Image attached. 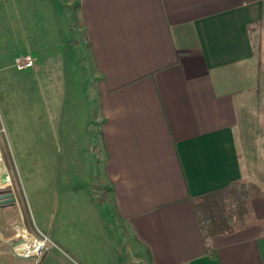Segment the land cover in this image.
<instances>
[{
  "label": "crops",
  "instance_id": "crops-1",
  "mask_svg": "<svg viewBox=\"0 0 264 264\" xmlns=\"http://www.w3.org/2000/svg\"><path fill=\"white\" fill-rule=\"evenodd\" d=\"M73 1L83 37L75 29L77 36L66 40L91 62L96 106L78 119L72 102L76 111L63 121L60 85L45 90L59 143L52 177L36 183L34 175L22 180L17 173L32 228L86 264H95L88 256L95 248L107 259L99 264H108L111 256L120 264L93 193L96 167V180L107 187L114 215L145 264H264L261 174L251 175L259 187L249 197L213 205L229 218L230 234L206 240L192 201L244 178L236 142L240 126L261 120L264 142V0ZM39 4L43 22L38 39L28 22L26 52L34 69L52 61L60 84L67 50L59 3ZM37 44L51 48L50 56L40 55ZM96 133L101 163L86 151ZM79 142L85 144L80 148ZM12 232L0 236L3 243Z\"/></svg>",
  "mask_w": 264,
  "mask_h": 264
},
{
  "label": "rangeland",
  "instance_id": "rangeland-1",
  "mask_svg": "<svg viewBox=\"0 0 264 264\" xmlns=\"http://www.w3.org/2000/svg\"><path fill=\"white\" fill-rule=\"evenodd\" d=\"M40 2L41 0H0V164L3 166V169L0 167V172L4 170L9 176L8 185L4 187L2 193L9 192L8 189L12 190L11 192L13 193L15 189L16 191L18 190L17 186H13L12 172L6 166L1 155V150L5 143L8 149L10 147L9 153L16 174L20 173L22 180L28 174L35 176L34 181L36 183L40 181L47 182L45 178L52 177L51 170L54 166L59 143L56 144L53 135L57 124L53 125V116H51V120L49 119V115L54 113V106L52 105L48 109V105L45 103L47 100H44L50 97V95H45L46 89H53L54 87L58 89L60 85L62 99L66 100V106H62V111L60 112L62 113L63 121L71 114L73 116V111L76 110L77 118L78 114H82V117L86 118V114L90 113L96 106V86L91 62L87 60L85 53L81 52L78 47L76 48V44L72 40L71 42L66 40L77 36L75 29L83 37L73 0H58L59 13L62 19L61 33L65 45L64 48L67 50V65L65 69L67 73L65 76L64 74L62 75L60 84L57 79V73L55 75L52 68L54 66L52 61L42 63L36 69L18 70L15 67V58L26 54L30 44L27 39L28 22L31 24L32 33L38 39L39 24L43 22L42 14L38 13V9H41L42 6L39 4ZM56 15L59 16L58 13ZM37 39L35 40L37 41ZM37 46L35 50L40 49V55L50 56L51 48H40L38 44ZM15 54L19 55L14 58ZM79 94L82 95L80 100ZM72 102L76 104V110L70 107ZM45 115L46 120H44ZM92 127L93 123H88V134L92 131ZM262 132L261 120L258 119L248 120L247 124L245 122L236 132L237 147L241 153L245 171V176L242 180L250 183L255 191L259 185L251 182V175H254L255 179H260V176L257 177L256 175L261 174V181L264 178V142H262L261 138ZM93 133L92 131L91 134ZM82 144L84 145L85 142H79V147H82ZM88 145L87 142L86 149L89 147ZM86 151L91 161L103 162L102 143L97 133L93 136L91 149ZM43 171L50 173H44ZM96 171L95 167V175L92 178L96 184H94L93 193L102 204L101 206H103L102 210L105 220L109 225L111 236L115 239L119 263L145 264V260L141 259V255L132 249L131 238L128 236L129 232L124 222L115 217L113 206H111L107 195V187L99 185L98 180H96L98 178ZM40 175L42 179L38 178ZM34 181H31V183ZM51 182L53 183V180ZM25 214L27 213L24 208L17 201L0 205V232L3 233L0 236L10 235L7 233L11 230L13 231L16 225H21L23 222L30 230L28 226L32 225H29L30 220H27ZM33 232L38 234V231L34 229ZM45 235L50 240L51 248L45 253L48 255L43 262L39 261L40 257L20 258L15 256L11 251L12 242L3 243V239L0 237L1 246L5 245L4 249L7 250L3 256H0V264H76L74 263L75 261L80 264H86L80 258L68 254L70 253L68 250H62L66 248L56 245L49 235ZM1 246L0 249L2 248ZM88 256L94 260L95 264L98 262L105 263L107 260L106 256L102 255L101 248L100 250L96 248L91 250ZM113 257H110L108 264H117Z\"/></svg>",
  "mask_w": 264,
  "mask_h": 264
},
{
  "label": "trees",
  "instance_id": "trees-1",
  "mask_svg": "<svg viewBox=\"0 0 264 264\" xmlns=\"http://www.w3.org/2000/svg\"><path fill=\"white\" fill-rule=\"evenodd\" d=\"M1 155L5 161L6 166L11 170L12 175V183L13 186H17L18 190L14 191L16 196L17 203L26 210V203L24 199V195L20 188V183L17 178V174L13 165V161L11 159L8 147L6 143L2 147ZM14 189V187H13ZM12 191V190H11ZM254 191L253 186L242 180L236 179L230 181L228 184L213 188L211 190H207L200 194L194 195L192 197L193 205L195 208V212L199 218V224L203 233L204 238L210 239L216 235H227L233 231V228L230 225L229 218L225 213H215L213 210V205L215 203L226 202L230 199H245L251 195ZM27 220L28 213L25 214ZM29 225L30 221H29ZM31 230H33L32 226H28ZM45 256V253L42 254L39 258V261H42ZM208 256L211 259L216 258V252L212 249H208Z\"/></svg>",
  "mask_w": 264,
  "mask_h": 264
},
{
  "label": "built area",
  "instance_id": "built-area-1",
  "mask_svg": "<svg viewBox=\"0 0 264 264\" xmlns=\"http://www.w3.org/2000/svg\"><path fill=\"white\" fill-rule=\"evenodd\" d=\"M14 63L18 70L34 67L33 58L28 53L17 56ZM9 241L12 242V253L20 258H37L42 254L47 253L51 248L50 240L45 234H42L41 232L36 234L26 228L23 223L14 227L11 237H9Z\"/></svg>",
  "mask_w": 264,
  "mask_h": 264
},
{
  "label": "water",
  "instance_id": "water-1",
  "mask_svg": "<svg viewBox=\"0 0 264 264\" xmlns=\"http://www.w3.org/2000/svg\"><path fill=\"white\" fill-rule=\"evenodd\" d=\"M0 167H2L3 169V166L1 164ZM8 182H9L8 173L4 170L1 171L0 172V205H6L15 202V196L13 195V192H11V190L8 189L9 192L2 193L4 191V187L8 185Z\"/></svg>",
  "mask_w": 264,
  "mask_h": 264
}]
</instances>
